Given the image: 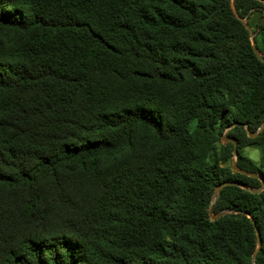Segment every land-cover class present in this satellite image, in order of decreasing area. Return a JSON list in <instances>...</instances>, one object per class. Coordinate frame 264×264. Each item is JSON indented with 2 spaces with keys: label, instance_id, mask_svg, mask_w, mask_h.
I'll return each mask as SVG.
<instances>
[{
  "label": "trees",
  "instance_id": "1",
  "mask_svg": "<svg viewBox=\"0 0 264 264\" xmlns=\"http://www.w3.org/2000/svg\"><path fill=\"white\" fill-rule=\"evenodd\" d=\"M263 59L264 0H0V264H264V189L212 203Z\"/></svg>",
  "mask_w": 264,
  "mask_h": 264
},
{
  "label": "water",
  "instance_id": "2",
  "mask_svg": "<svg viewBox=\"0 0 264 264\" xmlns=\"http://www.w3.org/2000/svg\"><path fill=\"white\" fill-rule=\"evenodd\" d=\"M241 20L242 22L244 23V25L248 28L250 34H251V39H252V45H253V48L255 50V52L259 55H260V52H259V49H258V45H257V42H256V39H255V36H254V32L252 30V28L250 27V24L248 22V15L247 16H244V17H241ZM264 60V59H263ZM233 126V125H231ZM264 128V121L263 123L261 124V126L259 127L258 130H261ZM246 130H247V133H248V136L249 137H255L257 135V132L258 131H251L248 126L246 125ZM223 141L227 142V141H231L234 143V149H233V154H234V157H233V163H232V168L237 171V172H240V173H243V174H247V175H250V176H257V173L255 172H252V171H249V170H246V169H243L241 168L238 164H237V154H238V149H237V140L234 139V138H231L229 137L226 133L223 135L222 137ZM261 185L260 186H253V187H249L239 181H232V180H225V181H222L220 182L215 190H214V193H213V200H212V203L218 198L219 194H220V191L221 189L226 186V185H238V186H241L243 188H246L252 192H260L264 189V180L261 178ZM227 212V210H221L219 211L216 215L213 214V205L211 204L210 207H209V213H210V216L212 219H215V218H218L222 215H224L225 213ZM248 216H250V214H248ZM257 236H258V243H259V246L261 245V235L259 233V231H257ZM255 258H256V252L253 256V261H254V264H255Z\"/></svg>",
  "mask_w": 264,
  "mask_h": 264
},
{
  "label": "rangeland",
  "instance_id": "3",
  "mask_svg": "<svg viewBox=\"0 0 264 264\" xmlns=\"http://www.w3.org/2000/svg\"><path fill=\"white\" fill-rule=\"evenodd\" d=\"M260 15H261L260 12H253L250 15V18L248 17V22L254 32V36H256L257 34L258 28L256 26L258 20L260 19ZM245 154L251 157L256 162V164L261 167V169L264 172V165L262 166L264 152L261 147L247 146L245 148Z\"/></svg>",
  "mask_w": 264,
  "mask_h": 264
}]
</instances>
